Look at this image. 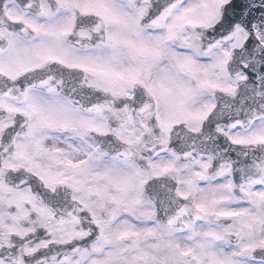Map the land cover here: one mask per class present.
Listing matches in <instances>:
<instances>
[{"label":"snow or ice","instance_id":"6c2138e0","mask_svg":"<svg viewBox=\"0 0 264 264\" xmlns=\"http://www.w3.org/2000/svg\"><path fill=\"white\" fill-rule=\"evenodd\" d=\"M0 264H264V0H0Z\"/></svg>","mask_w":264,"mask_h":264}]
</instances>
